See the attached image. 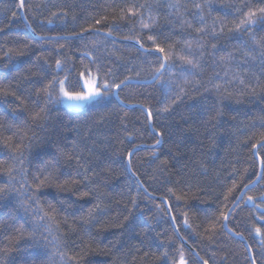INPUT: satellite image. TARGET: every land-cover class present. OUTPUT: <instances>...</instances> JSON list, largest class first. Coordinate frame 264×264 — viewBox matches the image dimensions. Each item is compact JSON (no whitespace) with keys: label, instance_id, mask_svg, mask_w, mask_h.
I'll return each mask as SVG.
<instances>
[{"label":"trees","instance_id":"16d2710c","mask_svg":"<svg viewBox=\"0 0 264 264\" xmlns=\"http://www.w3.org/2000/svg\"><path fill=\"white\" fill-rule=\"evenodd\" d=\"M19 1L0 0V188L5 189L0 193V264H64L55 238L68 255L90 245L91 254L80 264H178L181 251L187 264H264V235L254 230L260 227L264 234V149L252 148L264 135V56L249 33L228 31L248 10L245 4L264 3L25 0L20 10ZM140 4L151 9L120 19L122 9ZM149 11L156 23L144 29L140 20L150 22ZM148 35L155 36V44ZM252 35L264 39V25L257 22ZM157 44L164 54L155 50ZM166 54L171 56L167 62ZM161 57L166 68L157 81L140 84L161 70ZM81 73L98 83L131 79L120 89L104 90L110 94L79 112L60 105L59 83L50 95L41 91L61 80L70 94L84 91ZM210 82L227 91L217 93ZM181 87L187 94L172 111H160ZM41 109L44 119L34 121ZM17 144L23 145V164L15 158ZM54 167L64 178L88 169L91 194L81 198L84 184L35 192L34 175ZM9 168L14 178L7 175ZM260 171L258 184L244 187L256 182ZM234 183L238 186L225 201ZM244 190L226 230L219 227L225 223L221 213L227 216ZM36 197L45 211L55 206V221L39 220ZM96 204L103 210L85 223ZM213 223L217 231L209 239L205 229ZM21 227L18 250L6 254L5 246L16 242Z\"/></svg>","mask_w":264,"mask_h":264},{"label":"snow or ice","instance_id":"6c2138e0","mask_svg":"<svg viewBox=\"0 0 264 264\" xmlns=\"http://www.w3.org/2000/svg\"><path fill=\"white\" fill-rule=\"evenodd\" d=\"M262 3H264V0H261ZM25 5V0H20L19 3V7L20 8H24ZM178 5H170V7H177ZM148 7L149 10L151 9V5H145V4H140L138 7L136 5H132L131 7H128L126 12L125 10H121V14H120V19H124L125 16H140L142 15L139 12V9ZM195 7L200 8V5H195ZM243 7L247 8L248 10L246 12H241V17L239 18V20L234 24L233 27L228 28L229 32H247L250 34L251 39L253 40V42L256 44L257 48L260 49V53L262 56H264V39L261 40H257L255 38L254 35H252V29L253 26H255L257 24V22H259L260 24L264 25V6H260L258 8H252L251 6L245 4ZM237 11H241L240 9H237ZM15 15V14H13ZM65 15H67V13H65ZM102 19H107V17H104ZM203 20V18H201ZM148 21L150 22H145L143 19L140 20V25L142 28L144 29H149L151 28L155 23H156V18L153 17L151 15V12L149 11V16H148ZM49 23H51V21H49ZM96 24H100L101 20H96L95 21ZM184 23H187V21H184ZM215 23V22H214ZM189 27H191V24H188ZM99 31V29H92V28H87L84 29V31ZM223 27H221L220 31L223 32ZM196 31L198 33L203 32L204 28H198L196 29ZM213 31H215V29H213ZM78 35H83V33H79ZM108 35H111V31L108 32ZM127 38V37H126ZM148 39L150 41L153 42V44L156 43V38L153 35H148ZM137 43H139V41H137ZM188 47H191L190 44L187 45ZM141 47L143 48V44H141ZM155 50L157 52H160L161 54L165 53V49L161 48L158 44L156 45ZM251 51H256V49H252ZM171 58L170 54H166L164 55V60L165 62H167L169 59ZM179 59L183 60L185 63L191 65L192 67H197L198 64L195 63L192 59H189L187 56H180ZM57 68L60 67V62L57 61ZM161 68L164 67V64L160 65ZM84 73H81V78H83ZM90 76V74H89ZM131 79V77H128L126 80H121L119 83H113V84H109L108 82H102V83H98V80L96 78H89L88 80L85 81L84 83V87L87 89V91H80V92H75L74 94H70L68 91H65V85H64V81H52L50 82L46 88L42 89L41 91L48 93L49 95L51 94L49 92V89L53 88V85L55 83H59V87H60V92L63 93V95L65 97H67L69 100H74V101H78V102H85V101H89V100H94L98 97H101L103 95H108L110 94V92L104 91V90H109L111 88H115V89H120L122 85L127 83V80ZM211 83L212 88H214L216 90L217 93H220L222 88L224 91H227V88H224V85L221 83ZM227 83L232 84L234 83V81H227ZM239 83L241 85H245V81L243 79H241L239 81ZM245 87H251V85H245ZM207 90V89H206ZM6 91V90H5ZM253 91H255V89L253 88ZM186 89L181 87L179 93L176 94V96L174 98H172V102L171 104H166L163 106L162 109H160V111L164 112V113H168L170 111L173 110V105L182 98L183 95H186ZM37 95H39V93H37ZM44 109H41L39 112H36L33 116L32 119L34 121H39V120H43L44 119ZM220 109L217 110V115L221 114ZM148 119L152 118V112L151 110L148 111L147 113ZM153 131H155V129H153ZM157 135H162L161 133H157ZM25 136H27V133H25ZM11 142V137H9L6 141H5V146L7 147ZM161 141L159 139L156 140V144H159ZM22 144H17L14 146V151L19 152V155L16 156L15 158L19 161L20 164H23L24 161L22 159L23 157V152L20 151V149L22 148ZM261 148L264 149V135H261L259 141H257L256 143H254L252 145V148ZM129 159H131L132 153H128ZM72 157L69 156V159H71ZM77 163H79V161H77ZM261 165L262 167H264V161H261ZM80 167H83V165H80ZM14 171L13 168H9L7 169V175L10 178H14L12 177V172ZM89 170L85 169L84 173L81 174L80 172H77L75 176H68L67 178L63 177V173L59 172L57 168H53L52 170L48 171H44L41 172L39 174L34 175V183H35V192H40V190L46 186H52L55 185L58 189H61L63 191H67L69 190V186H75V185H80V184H84L85 187V191L80 193L81 198L86 197L88 195L91 194V189L88 188V182H89V177L87 176V172ZM260 177H257V179H259ZM9 183H11V179L9 180ZM251 183H255V181H251ZM238 185H236L235 183L233 184V186L231 188L228 189L227 193L224 195V200L228 201L230 199V197H232V194L234 193L236 187ZM29 187H31V185H29ZM244 187H249L248 184H245ZM5 189L4 188H0V193H4ZM177 199H181V197H177ZM260 199L264 200V196L260 197ZM37 207L34 210L36 212V214L38 215L39 220L41 221H55L56 216V208L54 205L49 204L48 205V210L45 211L43 209V207L39 204V198L36 197L35 200ZM248 202H252L255 203V198L252 196L248 197ZM133 205H135V201H132ZM226 206V205H225ZM256 207H259V205H256ZM103 209L101 208L100 204H96L95 205V209L94 210H90L88 213V216L85 220V223H89L91 222L93 219H95V211H102ZM229 211H231V209H229ZM42 213V214H41ZM51 213V215H50ZM125 220L128 219V217H124ZM221 219L223 221H227L228 217L226 215H224L223 213H221ZM185 223L187 224V220H185ZM48 227L49 232H51V227L50 225H46ZM94 226V225H93ZM120 227H123V224L119 225ZM189 227H191V225H189ZM219 227L223 228L226 227V225L224 223H220ZM231 231V229H229ZM255 233L257 236H261L264 235L261 232V228L260 227H255L254 228ZM35 231V229H33V232ZM205 231L208 233L209 239H211L212 236H214L216 234L217 231V224L213 223L212 225H210L208 228L205 229ZM17 232L19 233V237L16 238V242L14 244H10V245H6L5 246V252L7 253H11L12 251H16L18 250L16 247V244L19 243V239L23 238L24 236V230L23 227L17 229ZM237 235H241V233H236ZM11 240V238H9ZM57 240V253L61 260L64 261V264H80L81 260L86 259V257L88 255L91 254V247L90 245H84L81 249L80 252L77 253L76 255H68V253L64 250L60 249V239L59 238H55ZM264 242V241H262ZM66 247V244H65ZM165 255H167V253H165ZM197 255H199V253H197ZM203 260V258H201ZM174 264H176V262H174ZM178 264H187V261L184 258V254L181 251L180 252V257H179V261ZM203 264H208L207 260H203ZM254 264V262H253Z\"/></svg>","mask_w":264,"mask_h":264},{"label":"rangeland","instance_id":"374dc122","mask_svg":"<svg viewBox=\"0 0 264 264\" xmlns=\"http://www.w3.org/2000/svg\"><path fill=\"white\" fill-rule=\"evenodd\" d=\"M89 78L90 77H86V76H84L82 78L83 87H84L85 81L88 80ZM91 78H94V76H92ZM84 91H87V89L85 87H84ZM99 98L100 97H98L94 100H89V101H85V102H78V101H74V100H69L67 97H65L63 95V93L59 92L60 105L65 107L67 110L76 111V112L82 111L83 108H85L87 105L93 103V101H95Z\"/></svg>","mask_w":264,"mask_h":264},{"label":"water","instance_id":"95a60500","mask_svg":"<svg viewBox=\"0 0 264 264\" xmlns=\"http://www.w3.org/2000/svg\"><path fill=\"white\" fill-rule=\"evenodd\" d=\"M19 3H20V1H19ZM21 9H22V8H20V10H21ZM161 60H162V57H161ZM162 62H163V60H162ZM163 64H164V67L161 68V70H160L159 72H157V75H156L153 79H151V80H147L146 82H142V83H140V84L145 85V86L154 84V83L157 81V79L159 78V76L162 74V72H163V71L165 70V68H166V63L163 62ZM124 86H125V84L122 85L121 88L124 87ZM113 97H114V98H117V97H116V92L113 93ZM141 109H143V108H141ZM146 114H147V112H146ZM147 117H148V116H147ZM149 121L151 122V119H149ZM150 128H151V130H152L151 124H150ZM160 143H161V142H160ZM160 143H159L158 145H160ZM153 148H155V147H151V149H153ZM260 176H261V171H260L258 177H260ZM260 179H261V177H260V178H259L254 184L250 185V186L248 187V189L250 190V189H252L253 187H255V186L258 184V182H259ZM248 189H247V190H248ZM247 190H244V191H243L242 195L238 198V201H237V202H236V203L230 208L231 211H229L227 217L231 214V212L233 211V209L238 205L239 201L241 200L242 196L244 195V193H245ZM165 204H166V202H165ZM226 222H227V221H225V223H224L225 225H226ZM224 229L226 230V227H224Z\"/></svg>","mask_w":264,"mask_h":264}]
</instances>
